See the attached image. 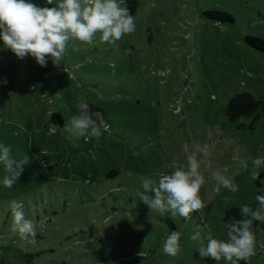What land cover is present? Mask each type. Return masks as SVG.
I'll return each mask as SVG.
<instances>
[{
	"label": "rangeland",
	"instance_id": "obj_1",
	"mask_svg": "<svg viewBox=\"0 0 264 264\" xmlns=\"http://www.w3.org/2000/svg\"><path fill=\"white\" fill-rule=\"evenodd\" d=\"M126 6L136 18L134 33L115 44L97 39L78 43L79 51L70 46L58 65L51 57L46 67L31 56L20 59L0 39V143L11 147L14 159L29 158L12 188L3 186L0 164V253L8 245L26 246L28 264H230L201 259L199 242L189 238L199 226L202 236L210 231L226 240V211L255 209V197L264 195V166L252 180L234 159L247 160L251 169L252 160L264 156V51L245 40L264 39V0H126ZM206 10L230 13L233 21L211 18ZM246 93L262 102L259 116L232 118L230 101ZM81 100L110 112V128L99 139H69L52 121L60 113L69 123ZM204 144L213 166L201 168L206 179L212 170L226 169L238 192L208 181L201 189L206 207L189 219L151 210L134 193L119 198L114 210L111 199L94 210L98 219L89 233L71 225L85 213L78 189L103 181L109 168L137 177L135 184L125 175L120 181L142 189L144 178L170 174L173 164L186 167L187 156ZM12 201L37 223L35 244L12 230ZM176 230L181 251L169 256L163 244ZM253 232L264 241V224L253 221ZM237 264H264V251Z\"/></svg>",
	"mask_w": 264,
	"mask_h": 264
},
{
	"label": "clouds",
	"instance_id": "obj_2",
	"mask_svg": "<svg viewBox=\"0 0 264 264\" xmlns=\"http://www.w3.org/2000/svg\"><path fill=\"white\" fill-rule=\"evenodd\" d=\"M54 2L55 7L41 8L29 0H0V39L16 57H34L41 67H46V58L51 57L58 65L70 46L72 51H79L78 43L93 45L97 39L102 43L115 44L136 31V18L130 14L126 0H47L49 5ZM7 82L6 78L2 81L4 84ZM56 127L53 124L50 129L54 131ZM109 128L104 113L91 111L89 104L81 100L78 114L72 116L62 130L69 139L88 140L101 138ZM11 151L10 146L0 143V164L4 166L2 184L6 188H12L18 182L24 165L29 162L28 157L14 159ZM197 153L203 158H198ZM209 155V145H197L195 151L187 156L186 167L173 164L171 167L174 170L170 174L161 172L158 181L144 178L143 191L137 194L140 200L149 209L161 214L169 213L173 219L177 215L189 219L192 213L201 212L206 207L201 189L208 181L214 180L228 191L238 192L239 186L223 174L226 169H214L206 179L201 168L212 169L211 161L207 160ZM234 159L239 160L241 168L249 172L252 180L259 178L264 156L253 159L251 169L247 160L238 156ZM255 199L258 207L253 209L243 205L240 208L242 219L232 217L224 223L226 240L213 238L210 231L202 236L198 226L189 239L199 242L201 259L211 258L217 262L224 259L230 264H237L255 256L258 248L264 251V241L258 242L253 232V221L264 224V195H257ZM11 210L12 230L18 232L21 239L35 244L37 223L26 219L22 203L12 201ZM181 236L180 231H172L164 241L162 251L169 256L178 255ZM138 255L143 256L144 252Z\"/></svg>",
	"mask_w": 264,
	"mask_h": 264
},
{
	"label": "trees",
	"instance_id": "obj_3",
	"mask_svg": "<svg viewBox=\"0 0 264 264\" xmlns=\"http://www.w3.org/2000/svg\"><path fill=\"white\" fill-rule=\"evenodd\" d=\"M205 15L211 17V18H219L223 21L232 22L233 16L230 13L227 12H220L215 10H206ZM246 42L253 47L254 49L258 51H264V39L258 36H251L248 35L245 38ZM89 104L90 110L95 111H102L105 115V119L109 123L111 120V115L108 109L104 108V106L100 104H96L95 102L88 101L86 102ZM262 104L261 101H258L250 94H238L236 97H234L228 106L227 112L229 115L233 118L235 116L239 115H254L256 117L259 116V105ZM244 106L243 109H238V106ZM110 108V107H109ZM52 121L58 122L59 124H62L64 126V118L60 113H54L52 115ZM111 168L108 169L107 172L103 174V181L96 183V184H84L82 189L79 190L78 197L82 199L80 203H78V206H82L81 209L85 211L83 215H81L78 219L70 220L71 225L74 226L77 223H79V231L80 232H86L89 233V231L94 230V223L95 219H98V215L93 214V211L98 209H102V205H104L107 200L111 199L113 202L112 210L116 209L115 206L119 205V198L128 197V199L131 198L132 194L136 193V198L140 199L137 195L139 192L143 191V189L135 188L134 191L127 188L125 185L127 183L126 180L120 181L121 177L130 178L133 183L136 181L134 178L128 176L127 174H123L120 169H116V173L114 175H109V171ZM124 177V178H125ZM153 177L155 180L158 181L159 173H154ZM140 180V179H139ZM135 184V183H134ZM76 191V190H75ZM77 194V193H76ZM75 194V195H76ZM133 197V196H132ZM98 202H100V205H98ZM80 204V205H79ZM58 207V205H56ZM72 209L76 210L71 206ZM235 217L236 219H242L241 213L239 209H230L227 210L224 217V223L227 222L230 218ZM69 221V220H68ZM15 245V242H13ZM5 253H0V264H28L30 263V259L27 258V256L30 255L28 250H30L28 247L23 246L22 248L19 246H6ZM44 251H41L37 254H43ZM27 254V255H26ZM37 254L35 257H37ZM33 260L35 259L34 256H31ZM47 262V261H45ZM35 264V262H33ZM48 263V262H47Z\"/></svg>",
	"mask_w": 264,
	"mask_h": 264
},
{
	"label": "water",
	"instance_id": "obj_4",
	"mask_svg": "<svg viewBox=\"0 0 264 264\" xmlns=\"http://www.w3.org/2000/svg\"><path fill=\"white\" fill-rule=\"evenodd\" d=\"M116 173V169L114 168V169H111L110 171H109V175H114Z\"/></svg>",
	"mask_w": 264,
	"mask_h": 264
}]
</instances>
